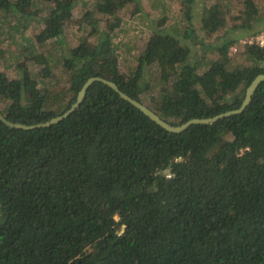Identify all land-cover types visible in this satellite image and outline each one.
Segmentation results:
<instances>
[{
  "label": "trees",
  "instance_id": "1",
  "mask_svg": "<svg viewBox=\"0 0 264 264\" xmlns=\"http://www.w3.org/2000/svg\"><path fill=\"white\" fill-rule=\"evenodd\" d=\"M40 1L51 0H0V58L23 41L17 57L44 64L50 79V58L36 45L60 38L76 0H52L45 17ZM131 1L96 0L85 11L97 40L62 51L66 87H46L23 61L14 78L0 72L2 114L24 124L49 120L92 76L142 103L157 86L147 106L172 125L240 106L264 73V46L245 44L230 54L244 34H219L222 0L200 18L204 36L217 34L214 40L197 38L187 25L169 32L160 21L123 71L111 31L119 24L114 13ZM242 5L235 27L260 22L257 0ZM95 13L115 18H105L99 31ZM42 19L34 42L24 29ZM186 38L199 44L200 57H191ZM151 63L159 72L153 84L145 76ZM0 264H264V80L241 112L181 132L166 130L99 80L54 124L24 129L0 120Z\"/></svg>",
  "mask_w": 264,
  "mask_h": 264
},
{
  "label": "rangeland",
  "instance_id": "2",
  "mask_svg": "<svg viewBox=\"0 0 264 264\" xmlns=\"http://www.w3.org/2000/svg\"><path fill=\"white\" fill-rule=\"evenodd\" d=\"M214 0H133L123 8L118 9L114 14L119 18V24L111 31L112 41L118 53V60L121 70H126L136 63V57L144 51L147 42L154 37L157 29V23L164 22V28L171 31H181L184 25L192 29L197 35V38H204L205 42L214 40L217 34L212 36H204L200 28V18L205 6L212 3ZM260 8L261 20L247 29L238 28L234 25L241 20L243 5L242 0H222L224 10H226V25L221 29L219 34L227 32L228 35L244 34L241 39L248 36L252 30L260 29L264 26V0H257ZM96 0H76L75 6L72 10V17L65 23L63 34L58 39L46 40L41 46L36 45L37 50L43 51L49 57L51 64V78L44 79L43 68L44 64L33 62L29 56L17 57L23 46V41L19 44L11 43V50L14 52L10 56L0 58V72L5 73L9 78L17 76L16 63L23 61L30 73L36 77L42 84H46L48 88H63L67 86L68 72L66 68L61 65V53L67 47L76 46L80 40L86 39L88 43H96L97 34L90 33L91 27L84 22V13L86 10H93ZM53 5L52 0L48 2H39V8L42 9L40 14L45 17L49 13L50 7ZM188 8L189 15L185 16ZM1 15V14H0ZM95 17L100 19L98 23V30L103 31L105 26V18L114 19L115 16H106L101 14H94ZM8 21L14 22L15 17L9 16ZM44 26V21L31 24L24 29L25 35L30 40L34 41V34L38 33ZM259 27V28H258ZM19 36V35H17ZM192 39H183L187 44L191 45V57L198 58L202 55L203 51L199 48V44L193 43ZM37 43V42H36ZM4 44V43H3ZM6 45V44H5ZM198 45V46H197ZM233 47L230 54L236 52L242 43L240 41ZM35 50V51H37ZM209 58L215 57L213 53L207 52L205 55ZM240 61H236L238 63ZM156 64H150L148 70H145L146 78L153 83H157L159 72L157 71ZM67 74V75H66ZM158 87H152L144 94L143 103L151 105L150 97L157 96ZM5 100H0V109L3 108Z\"/></svg>",
  "mask_w": 264,
  "mask_h": 264
},
{
  "label": "water",
  "instance_id": "3",
  "mask_svg": "<svg viewBox=\"0 0 264 264\" xmlns=\"http://www.w3.org/2000/svg\"><path fill=\"white\" fill-rule=\"evenodd\" d=\"M97 80L102 81V82L108 84L109 86H111L116 92L119 93V95L122 98L126 99L131 104H133L134 106L139 108L143 113H145L148 117H150L152 120H154L157 124H159L160 126L165 128L166 130L171 131V132H181L193 123L213 122V121L217 120L218 118H222L224 116H228L231 114L241 112L251 101L252 95L255 92L257 86L260 84V82H262L264 80V73L258 74L251 81V83L247 86V88L245 90V96H244V98H243V100H242V102L238 108L227 110V111L222 112V113H218L212 117L191 118V119H189V120H187V121H185L179 125H172V124L168 123L167 121L162 119L155 111H153L151 108H149L147 105H145L144 103L130 97L129 95H127L126 93L121 91L113 81H110V80L105 79V78L100 77V76L89 77L85 81L83 86L80 88V90L78 91L75 102H73L71 104V106L66 111H64L62 114L56 115V116L50 118L49 120H46L44 122H39L36 124H24V123H20V122H12V121L8 120L6 118V116L4 114H2L1 111H0V120L3 121L4 123H6L10 127H20V128H24V129L49 126L51 124H54V123L60 121L61 119H63L64 117L68 116L81 103V101L84 99V97L86 95L88 87L94 81H97ZM166 171L169 172L170 169H167Z\"/></svg>",
  "mask_w": 264,
  "mask_h": 264
},
{
  "label": "built area",
  "instance_id": "4",
  "mask_svg": "<svg viewBox=\"0 0 264 264\" xmlns=\"http://www.w3.org/2000/svg\"><path fill=\"white\" fill-rule=\"evenodd\" d=\"M242 45L245 44H256L260 47L264 46V28L260 29L257 33L252 34L250 36L245 37L244 39L240 40ZM236 47H232V50H235Z\"/></svg>",
  "mask_w": 264,
  "mask_h": 264
},
{
  "label": "clouds",
  "instance_id": "5",
  "mask_svg": "<svg viewBox=\"0 0 264 264\" xmlns=\"http://www.w3.org/2000/svg\"><path fill=\"white\" fill-rule=\"evenodd\" d=\"M248 36H250V35H248ZM245 37H247V36H245ZM167 172V171H166Z\"/></svg>",
  "mask_w": 264,
  "mask_h": 264
}]
</instances>
